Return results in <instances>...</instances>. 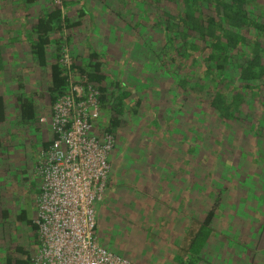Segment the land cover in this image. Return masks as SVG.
Listing matches in <instances>:
<instances>
[{"label":"rangeland","instance_id":"374dc122","mask_svg":"<svg viewBox=\"0 0 264 264\" xmlns=\"http://www.w3.org/2000/svg\"><path fill=\"white\" fill-rule=\"evenodd\" d=\"M105 4L101 9L104 19L93 43L99 47L109 78L124 82L134 91L130 101L141 99L143 107L136 118L125 119L118 133L109 182L115 175L121 181L115 202L109 204L113 210L108 213L103 209L108 189L104 200L96 205L101 245L135 264H163L158 257L157 232L148 226L156 214L152 216L148 210L154 207L151 201L156 191L165 193V198L176 192L181 194L173 199L176 204L195 202V221L190 220L189 228L196 220L205 221L215 208L213 228L218 232L227 227L219 236L229 248H240L247 264L251 251L259 247L252 264H264V94L250 101L241 121L227 126L208 107H198L195 98L182 94L168 72L172 68H163L158 61L166 37L160 28L153 27L155 16H147L144 0H105ZM70 36L68 31L67 38ZM4 42L12 43L8 39ZM65 45L73 56L71 44ZM8 51L14 62H29L13 63L8 71L0 72V96L6 99L8 113L5 124H0V264H6L5 256L13 251L19 259H27L16 253L17 248H23L33 259L37 254V233L27 222H19L18 216L25 211L29 220L37 218L36 198L41 187L37 161L43 143L52 139L50 125L40 121L48 118L52 109L50 70L32 64L28 54ZM20 76L24 91L18 89ZM19 95L35 102L36 121L22 120ZM169 203L170 199H165L162 205L172 207ZM125 207L134 211V219L128 216L129 222L124 221ZM5 211L8 218L3 215ZM165 218L172 222L168 214ZM167 228L170 230L171 224ZM169 236L165 237L172 243V230ZM124 246L130 248H120ZM136 256L143 262L136 261ZM163 257L170 260L168 255Z\"/></svg>","mask_w":264,"mask_h":264},{"label":"trees","instance_id":"16d2710c","mask_svg":"<svg viewBox=\"0 0 264 264\" xmlns=\"http://www.w3.org/2000/svg\"><path fill=\"white\" fill-rule=\"evenodd\" d=\"M67 6L65 1V11L53 7L44 14L29 38L38 66L50 69L48 94L52 109L67 89V76L60 64L61 51L63 45L71 42L67 33L75 27L66 14ZM144 8L147 16H155L153 27L165 33L166 44L158 54V61L163 68H172L168 72L178 90L186 97L195 98L193 102L198 107H208L227 126H235L247 106L250 107V101L264 94V0H144ZM53 46L55 52L50 62ZM101 57L93 51L86 63L74 59V73L87 77L100 91L101 127L114 134L118 141L125 119L136 118L143 101H130L134 91L124 82L109 78ZM3 69L0 58V71ZM18 89L25 90L22 81ZM18 102L22 120L36 121L35 102L22 95L18 96ZM6 106L5 97L0 96V124L7 120ZM48 146L49 143L44 144V148ZM3 215L8 218L7 211ZM215 218L213 208L205 221L196 220L188 235L189 246L181 247L184 251L181 264H187L183 260L186 254L200 255L211 236ZM18 221L27 222L37 233V227L25 211L18 216ZM16 253L27 259H19L13 251L5 256L6 264H32V256L23 248H17Z\"/></svg>","mask_w":264,"mask_h":264},{"label":"built area","instance_id":"2783aa9c","mask_svg":"<svg viewBox=\"0 0 264 264\" xmlns=\"http://www.w3.org/2000/svg\"><path fill=\"white\" fill-rule=\"evenodd\" d=\"M64 9L66 0H51ZM60 64L67 76L49 124L52 139L37 161L41 179L36 198L38 251L34 264H135L103 247L97 236L98 202L104 200L117 139L102 129L100 91L87 77L75 75L66 45Z\"/></svg>","mask_w":264,"mask_h":264},{"label":"crops","instance_id":"0c3cea01","mask_svg":"<svg viewBox=\"0 0 264 264\" xmlns=\"http://www.w3.org/2000/svg\"><path fill=\"white\" fill-rule=\"evenodd\" d=\"M51 2H52L51 0H0V40H1L0 58L4 71L6 70L8 71L10 65H12L13 63H15L16 65H22L24 63L29 62V60H27L26 62L25 61L22 62L21 59L14 62L10 57L11 53L8 51L10 49L16 50L15 51L16 55L28 54L29 56H31V58L30 57L27 58L31 60L32 64L38 65L32 56L31 44L29 38L32 35L33 27L38 22V20L42 16H44V14L52 10ZM66 2L68 4L67 6L68 19L70 20L71 24L75 25V27L70 29V35H71L70 44L72 46L74 59L77 60L78 63H86L87 57L93 51L98 52L100 56H102V54L99 52L98 45L96 43L95 44L93 43L92 38L96 39L97 37L96 33L98 32L99 25L102 23L101 22L102 19H104V17L101 15V9L104 8L106 5L105 0H66ZM6 39L11 41L12 43L4 42ZM21 41L24 42L21 43ZM23 48H27V50H24ZM54 52H55V47L53 46L51 47L50 50V55H51L50 62H52V57ZM21 81L25 85L23 77L20 76L18 77V86H19V82ZM44 144L45 143H43V147ZM112 155L110 157L111 166L113 161ZM120 181L121 180L119 179V177H116V175L115 177H112V179L110 180L108 184L109 193L106 198L105 205L103 207V209L105 210L104 212L107 211L108 213H110L113 210L109 204L115 202L114 201L115 193L117 192L118 189L117 183H119ZM38 192H40V190H38ZM156 193L157 194H155V197L152 198L151 201V203L154 204V207L148 210V214L152 216L156 214V217L151 218V220H149L150 223L148 224V226H150L151 228L150 231L157 232V235L155 237L157 238V245L159 244V249H160V253L158 254V257L159 259L162 258L163 264H167L164 262V260H167L173 264H181L180 261L184 253V251H181V247L187 248L189 246L188 235L191 230V228H189L191 223L189 222L190 220L192 221V219L193 221L195 220L194 219V216L196 215L195 202L194 201L191 203L189 202L185 205L184 202L181 201L180 203L176 204V201H173V199L175 200L176 198H180L181 194L173 192L171 193V196L173 195L172 197L168 196V198H165V193L158 194L159 193L158 191H156ZM165 199H168V201L170 199L169 205L171 204L172 207L169 208L163 207L162 204H165ZM171 200L173 201V203L171 202ZM166 211L168 213H165ZM133 212L134 211L132 208L129 207L123 208L122 213L125 216L124 219L125 222H129V219H134L132 216ZM167 214L172 219L171 223L166 222L165 215ZM189 216L192 217L191 219L189 218L188 220ZM132 221L133 220H131L130 223L133 225V227L134 226L136 227V224L134 225ZM198 222L201 223V221ZM215 222L216 220L214 219V222L212 223L211 236L207 241V243L205 244L200 255L196 257L194 255L192 256L191 254L188 255L186 254L183 258L185 263L190 264L189 263L190 261L192 262L191 264H242L243 263V258H242L243 252L239 250L240 248L238 249L237 247H235L233 249L232 248L230 249L229 248L230 245L227 243V241H225L221 236H219V233H221V231L227 230V227L226 226L222 227L218 229L217 232L213 228L215 227L214 226ZM237 223L238 222L236 220V228H239L237 226ZM170 224H171V229L168 230L167 225L169 226ZM113 226L119 227V225L116 224V222H113ZM127 226L125 227L127 228ZM99 227H100V223L98 222V228ZM122 229H124V227L121 228V230ZM171 230L174 235L172 243H171L172 240L171 238L167 239L165 237L166 235L170 237L169 233L171 232ZM234 243L235 242H233L232 244ZM236 245L237 244L235 243V246ZM120 248H130V247L124 246ZM178 249H180V251H177ZM256 254L257 256L259 255V247L257 248L255 246V250L251 251L248 257L251 258V262H250L251 264L255 261ZM165 255H168L170 260L164 258L163 256ZM137 256L135 257L136 261L142 263L143 261L140 260ZM248 263L249 262H247V264Z\"/></svg>","mask_w":264,"mask_h":264}]
</instances>
